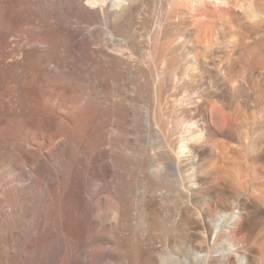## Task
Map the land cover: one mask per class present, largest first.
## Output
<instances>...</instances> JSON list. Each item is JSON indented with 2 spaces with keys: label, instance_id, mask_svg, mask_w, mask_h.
<instances>
[{
  "label": "bare ground",
  "instance_id": "1",
  "mask_svg": "<svg viewBox=\"0 0 264 264\" xmlns=\"http://www.w3.org/2000/svg\"><path fill=\"white\" fill-rule=\"evenodd\" d=\"M201 1L0 0V264H264V0Z\"/></svg>",
  "mask_w": 264,
  "mask_h": 264
},
{
  "label": "rangeland",
  "instance_id": "2",
  "mask_svg": "<svg viewBox=\"0 0 264 264\" xmlns=\"http://www.w3.org/2000/svg\"><path fill=\"white\" fill-rule=\"evenodd\" d=\"M196 4V5H195ZM195 7L190 6L189 4H183L180 6V8H185L188 10L187 13H184V16L188 18V24L186 27L181 31L180 40H183L185 38V34L188 30L194 28L195 26H198L200 28V39L208 37L209 39L213 41H221L222 39L225 40H232V34H228V31L238 33L239 35H248V27L245 25H239L234 22L231 23H225L222 22V25L218 26L217 28L212 29L209 27L208 34H206L205 31H203L202 25L204 22L208 19V17L203 14V11H208L210 13H216L217 15H222L223 12L227 9L229 3L226 1H220V0H202L201 3H194ZM146 17H147V28L153 29L156 25L157 21V15L154 11V9L146 10ZM138 19V17H137ZM137 19H134L133 21H138ZM244 21V20H243ZM146 95V93H144ZM147 99L149 101H152L151 106L148 105V103L144 102H138V106L140 107V111L143 112L145 108H148L149 111H151L154 114V121L158 125L163 128L167 121L168 116L172 115L171 113V107L169 104L159 106L157 104H154L151 97L147 96ZM143 106V107H142ZM161 108V109H160ZM171 120V119H169ZM153 121V122H154Z\"/></svg>",
  "mask_w": 264,
  "mask_h": 264
}]
</instances>
